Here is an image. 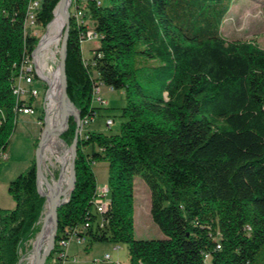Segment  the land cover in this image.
Instances as JSON below:
<instances>
[{
	"label": "trees",
	"instance_id": "1",
	"mask_svg": "<svg viewBox=\"0 0 264 264\" xmlns=\"http://www.w3.org/2000/svg\"><path fill=\"white\" fill-rule=\"evenodd\" d=\"M34 1L0 0V160L19 108L31 106L13 93L41 39L28 27ZM39 1L45 33L61 0ZM234 1L88 0L93 27L71 17L68 97L82 121L104 107L94 106L97 86L123 91L126 104L117 134L79 136L76 184L58 210L56 250L75 238L125 244L130 264H264V49L223 38ZM90 32L99 45L86 63L82 36ZM75 129L63 135L68 146ZM101 162L108 164L103 213L93 170ZM137 177L150 190L163 239L135 238ZM8 193L15 207H0V264H24L47 204L36 159ZM56 250L58 264L69 260Z\"/></svg>",
	"mask_w": 264,
	"mask_h": 264
},
{
	"label": "rangeland",
	"instance_id": "2",
	"mask_svg": "<svg viewBox=\"0 0 264 264\" xmlns=\"http://www.w3.org/2000/svg\"><path fill=\"white\" fill-rule=\"evenodd\" d=\"M87 1L88 0H80L78 4L79 6L75 8L72 0L70 16H73L76 22L85 23L89 29H91L93 23L90 20L89 12H87ZM82 10H84V15L82 17L78 16L76 19L78 12ZM56 16L54 11V16L51 22L54 21V17ZM51 22L48 24L45 33L42 28H38L34 31L35 34L41 36V39L29 60V63L33 67L35 77V82L32 87L37 89L40 93L39 98L34 99L35 101L32 100L33 106L36 109V115L19 117L17 130L11 137L8 152L5 154L6 158L0 160V207L5 210H10L15 207V203L8 193L9 184L20 174L25 172L34 159H37L39 144L43 141L44 131L47 129V123L49 124L48 119H51L52 116L50 113L51 102L49 94L51 85L49 82L53 81L59 71V52L63 40V34L59 45H54L50 52L40 53L38 51L49 26L52 24ZM222 36L229 42L254 43L258 47L264 49V0H235L229 15L223 24ZM98 45L99 40H97V38L89 39L87 35L85 37L82 36V51L86 63H91L94 51ZM94 77H96V73H94ZM26 89H28L27 86ZM60 91H62V89H60ZM101 95L106 104L101 113L93 121L90 119L88 124H86L87 118L83 121L81 119V136L87 131L101 132L108 135L117 134L119 132L122 119L118 116L121 112V108L126 104L124 92L113 91L110 87L102 86ZM53 103L57 104L54 101ZM94 106L99 107L97 102H94ZM108 115L109 118L115 120V124L111 129L107 128V125L105 124L106 116ZM69 116L74 117L72 114H69ZM66 119L61 124H63ZM71 124L74 123L67 122L65 128L67 125L70 128ZM74 125L76 126V124ZM64 129L59 134H55L53 139L54 145L58 142L62 143L61 150L64 158L59 161L57 155L46 150L40 154V165L42 173L45 175V178L48 179L51 186L63 181V187L65 188L71 170V146H68L63 139L64 133L68 131L62 133ZM49 146L51 147V145ZM93 170L97 177L98 187H102L106 184L108 164L105 162L95 163ZM37 184L40 193L45 196V192L49 187H47L45 181L42 180L41 177H39V179L37 177ZM134 209L135 238L137 240L163 239V233L156 224H154L151 218L150 190L144 181L138 177L135 179ZM47 214L48 205L46 204L44 216L41 220L42 226L45 224ZM41 240L42 237L40 238V244ZM35 242L36 241L32 243V246ZM47 242L48 241L42 246L43 251L47 247ZM115 246L120 247L118 252L113 251ZM68 254L70 255L69 260L63 264H130L129 248L125 244L104 242L92 243L91 245L89 242L79 244L77 241L71 240L68 246ZM106 254H111V261L105 262L103 260V257ZM32 258L33 251L26 255L24 264H30L33 261ZM258 259L260 260V256H258ZM46 264H58V261H56L55 256H53L47 260ZM206 264H210L209 261H207Z\"/></svg>",
	"mask_w": 264,
	"mask_h": 264
},
{
	"label": "water",
	"instance_id": "3",
	"mask_svg": "<svg viewBox=\"0 0 264 264\" xmlns=\"http://www.w3.org/2000/svg\"><path fill=\"white\" fill-rule=\"evenodd\" d=\"M71 7H72V0H61L55 10V13L58 12V14L65 21L63 40H62L61 48L59 52V58H60L59 71H60V76L62 80L60 105L62 107L63 112L66 114L68 118V123L71 122V123L76 124L77 126L76 131H75V138L70 147L71 170H70V176L67 181L65 189L62 192L58 193L57 195L52 196L50 199L46 197L47 205H48V214L53 217L54 226L50 233V236L47 242V247L45 248L44 251L40 248V238L42 237V234L44 231V225L42 226L41 231L37 237V240L33 246V261L30 264H46L47 260L51 257L52 253L55 251L56 237H57L58 226H59L58 225V210L61 206H63L69 200L75 188V184H76V159H77L78 141H79L80 128H81V116H80V112H78V110L75 108L74 104L70 101L68 97V76H67V70H66V62H67V54H68V41H69L70 29H71V16H70ZM67 103H70L72 107L74 108L76 112L75 117H71L67 115L66 113ZM68 128L69 126L67 125V127L64 129L62 133L67 131ZM45 133H46V130L44 131L43 137ZM42 144H43V141L39 144V147L37 150L36 161H37L38 179L39 177H41V174H42L41 165H40V154L42 152ZM46 182L47 184L50 185V183L47 180ZM38 191H39V188H38ZM40 195L43 196L41 193Z\"/></svg>",
	"mask_w": 264,
	"mask_h": 264
},
{
	"label": "bare ground",
	"instance_id": "4",
	"mask_svg": "<svg viewBox=\"0 0 264 264\" xmlns=\"http://www.w3.org/2000/svg\"><path fill=\"white\" fill-rule=\"evenodd\" d=\"M29 18H30V15H29ZM64 27H65V21L57 12V16L55 17L52 24L49 26L47 33L45 37L43 38L38 51L40 53L50 52L54 45L55 46L59 45L61 38H62L63 31H64ZM49 83L51 85L49 99L51 102V108H50L51 112L50 113L52 116H51V119H48L49 124L47 123L46 133L43 138L42 152L46 150L50 151L54 155H57L58 160L61 161L64 158L62 155L63 152L61 150L62 143L58 142L55 145L53 144L54 135L57 134L58 126L66 119V114L63 112L62 107L60 105V100H61L60 89H62V80L60 76V71H58L53 81H50ZM13 95L17 99V101H19L18 83L14 90ZM53 101L56 102L57 104L53 103ZM67 109L69 110L70 114L74 115L75 117L76 112L70 103H67L66 113H67ZM49 145H51V147ZM41 179L44 180L47 187H49L45 195L49 199L52 196L57 195L58 193L62 192L65 189L62 183L63 181H60L59 183H56L51 186L47 184L46 180L48 181V179L45 178V175L43 173L41 174ZM53 226H54V219L51 215L47 214L45 224H44V232L42 234V240L40 244L41 249H43L42 248L43 244L46 241H48L50 233L53 229Z\"/></svg>",
	"mask_w": 264,
	"mask_h": 264
},
{
	"label": "built area",
	"instance_id": "5",
	"mask_svg": "<svg viewBox=\"0 0 264 264\" xmlns=\"http://www.w3.org/2000/svg\"><path fill=\"white\" fill-rule=\"evenodd\" d=\"M40 7H41L40 1L35 0L33 3V6H32V10L30 12V18H29V22H28V27H29L30 31L34 32L36 29L39 28L38 23H37V12L40 9ZM83 14H84V12H82V11L78 12L76 19L78 18V16L82 17ZM87 36L89 37V39H95L96 38V36L92 32H90ZM17 82H18V91H19V103L23 102L25 105L30 103V105H31L29 107L25 106L23 108H19V115L20 116H34V115H36V109L33 106L32 100L39 98L40 93L37 89L32 87L34 82H35V77H34L33 67L30 63L26 68H24V70L21 71L20 75L18 76ZM26 86L28 87V89H26ZM101 88H102V86H97L94 88L93 101L97 102L98 105H100V106H104L106 103H105L104 99L102 98ZM91 121H93V120L91 119ZM88 122H89V119H87L86 124H88ZM106 125L109 129H111L114 126V121L110 119L107 121ZM2 158H6V156L3 155ZM99 196H100L99 201H98L99 212L103 213L107 209V196H108L107 186H102L99 189ZM71 240H75L78 243H85V241L82 239L72 238ZM71 240L69 242H66V241L61 242L59 248L57 247V250H56V246H55V250H56L55 255L58 258H60V259H67L68 258L67 249H68V246H69ZM119 250H120L119 246H115L113 248L114 252H118ZM111 259H112L111 254H106L103 257V260L105 262L111 261Z\"/></svg>",
	"mask_w": 264,
	"mask_h": 264
},
{
	"label": "crops",
	"instance_id": "6",
	"mask_svg": "<svg viewBox=\"0 0 264 264\" xmlns=\"http://www.w3.org/2000/svg\"><path fill=\"white\" fill-rule=\"evenodd\" d=\"M32 124V123H31ZM105 183H107V180H106V182ZM80 244V243H79ZM67 254H68V249H67ZM69 257H70V255L68 254V259H69ZM68 262V261H67Z\"/></svg>",
	"mask_w": 264,
	"mask_h": 264
}]
</instances>
